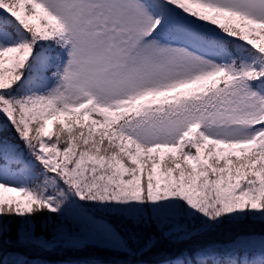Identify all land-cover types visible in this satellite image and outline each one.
Returning a JSON list of instances; mask_svg holds the SVG:
<instances>
[{
	"label": "snow or ice",
	"instance_id": "6c2138e0",
	"mask_svg": "<svg viewBox=\"0 0 264 264\" xmlns=\"http://www.w3.org/2000/svg\"><path fill=\"white\" fill-rule=\"evenodd\" d=\"M257 224L264 0H0V264H264Z\"/></svg>",
	"mask_w": 264,
	"mask_h": 264
},
{
	"label": "trees",
	"instance_id": "16d2710c",
	"mask_svg": "<svg viewBox=\"0 0 264 264\" xmlns=\"http://www.w3.org/2000/svg\"><path fill=\"white\" fill-rule=\"evenodd\" d=\"M16 195V194H9ZM256 232H260L262 227L259 224L252 226ZM231 232L227 229L213 234L210 238L221 242L229 239ZM156 237L159 240V233L154 228L142 230L141 240L149 237ZM183 247V246H182ZM175 251V246L168 240L159 241L156 247L146 250L143 254L122 255L112 253L103 249L94 248L89 250L88 258L94 259L98 264H163V261ZM29 258L34 260H44L45 264H59L62 261L74 260L78 257L72 253H58L52 255H39L34 252L29 253Z\"/></svg>",
	"mask_w": 264,
	"mask_h": 264
},
{
	"label": "rangeland",
	"instance_id": "374dc122",
	"mask_svg": "<svg viewBox=\"0 0 264 264\" xmlns=\"http://www.w3.org/2000/svg\"><path fill=\"white\" fill-rule=\"evenodd\" d=\"M49 123V127H51V121H49L48 122ZM32 252H34L37 256H39V255H42V254H40L38 251H32ZM58 254V253H57ZM60 254H62V253H60ZM41 261H44L43 259L41 260Z\"/></svg>",
	"mask_w": 264,
	"mask_h": 264
}]
</instances>
